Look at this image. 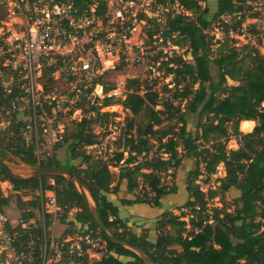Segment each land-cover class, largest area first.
Instances as JSON below:
<instances>
[{
  "label": "trees",
  "instance_id": "16d2710c",
  "mask_svg": "<svg viewBox=\"0 0 264 264\" xmlns=\"http://www.w3.org/2000/svg\"><path fill=\"white\" fill-rule=\"evenodd\" d=\"M170 1L177 2L186 13H168L163 34L180 37L191 57L187 61L175 55L162 63L173 86L166 85L159 91L147 81L127 78L124 99L118 102L128 112L105 157L92 155L85 147L99 143L93 129L96 121L100 118L107 122L117 114L100 112L92 106L83 110L94 111L95 116L73 120L69 131H65L60 145L67 144L65 163L54 157L40 164L65 166L78 175L108 231L142 249L152 264H264V54L251 42L240 47L234 46L235 40L229 37L213 42L209 33L211 24L219 20L225 36L229 30L240 34L245 17L264 20V13L254 10L247 14L253 10L250 0H216L211 14L206 6L208 0ZM223 15L233 16V23L223 22L220 19ZM246 31L264 40V33L260 35L262 31L255 29L254 24L248 25ZM174 43L179 44L178 39ZM214 43L218 45L212 49ZM211 65L216 68V75L211 73ZM162 91L170 94L164 96ZM111 103L112 98L106 97L102 105ZM185 111L197 114L193 132L188 129ZM243 120L255 121L251 132L239 131V122ZM230 138L236 140V149L226 148ZM155 144L159 147L153 150ZM0 156L37 164L32 145L16 134H0ZM183 158H193L195 162L185 182L188 198L183 204L191 214L188 219L191 230L179 216L164 210L156 220L154 241L144 231L132 232L108 195L117 194L124 181L126 192L134 197L121 199L122 205L143 203L161 208V200L177 191L176 184L167 183L165 176H173ZM73 160H79V164L71 163ZM219 164L225 175L217 179L219 185L215 189L203 191L195 181L205 175L204 182H208ZM112 168L118 169L117 176ZM48 178L54 179L61 203L80 209L75 222L90 231L99 229L83 196L65 177L14 179L0 167V182L8 181L12 191L34 192L40 186L49 187L45 183ZM229 190L238 192L232 203L208 207L210 199L218 194L222 198ZM10 195L13 194L5 195L0 186V206L10 203ZM17 203L20 204L18 200ZM106 243L114 256L103 264H144L133 251L107 240Z\"/></svg>",
  "mask_w": 264,
  "mask_h": 264
},
{
  "label": "built area",
  "instance_id": "2783aa9c",
  "mask_svg": "<svg viewBox=\"0 0 264 264\" xmlns=\"http://www.w3.org/2000/svg\"><path fill=\"white\" fill-rule=\"evenodd\" d=\"M170 12L186 13L170 0H0V134L32 145L41 165L57 157L67 123L94 113L84 105L127 113L118 102L125 82L118 92L107 86L106 73L135 68L148 57L144 26L152 24L149 35L158 34L155 40L165 46L174 36L163 34ZM168 55L159 49L152 59L162 67ZM106 97L112 103L103 106ZM118 135L90 146L110 152ZM45 183L49 187L34 192L7 187L13 198L0 206V264H103L114 256L99 229L75 222L80 209L58 200L54 179Z\"/></svg>",
  "mask_w": 264,
  "mask_h": 264
},
{
  "label": "rangeland",
  "instance_id": "374dc122",
  "mask_svg": "<svg viewBox=\"0 0 264 264\" xmlns=\"http://www.w3.org/2000/svg\"><path fill=\"white\" fill-rule=\"evenodd\" d=\"M215 4H216V0H208L206 2V6L209 10V14L213 13L215 11ZM249 5L253 6V10H249L247 11V14L252 13L254 10L260 11L261 13H264V0H250L249 1ZM208 16V15H207ZM220 19L225 22L228 23L229 25L231 23H233L234 19L233 16L231 15H223L220 17ZM237 19V18H236ZM160 21H164V19L159 20ZM250 24H254V28L257 30H261L262 32L260 33L263 34L264 33V20H262L261 18H252V17H245V19L243 20V22L241 23V33L240 34H236L232 31H228L227 36H225V32H224V26L221 23V21L217 20L214 21L211 24V29H210V35H213V42L216 40L222 41L225 37H229L235 41H233V45L236 47H240L241 45L247 43V42H251L253 44H255L257 46V48L259 49V51L264 54V40H260L261 38L258 37L256 34H251L249 32L246 31V28L248 25ZM155 27L152 24H149L147 27H143L141 34H140V38H142V40L145 42L144 46H143V55L147 54L148 57L145 58L141 64L137 67H133V68H119L117 67L114 71L110 70L108 73H106V81H107V86H111L113 85L114 88L116 89V91L120 92L121 90H118V88L120 87V82H125V79L127 77H138L139 79L143 80V81H147L150 84H153V88L161 91L163 90V88L167 85V87H172L173 83H172V78L169 75L165 74V70L164 67H159V64L156 60L152 59V57L154 55H156V53H158L159 49H163V52L166 51L167 53H169V55L175 56V55H181L184 59H186L187 61H191V57L189 55V53L186 52L187 50V46L183 44V42L180 40V37L176 36H172L171 39H169L168 43L165 46H161L159 41L155 40V37L158 36V34H153L152 36L149 35V32H154ZM151 37V38H150ZM178 39L179 44H175L174 41ZM259 41H261L259 43ZM259 43V44H258ZM217 43H214L212 49H214L215 47H217ZM165 57L164 59H168L170 56ZM163 59V60H164ZM210 71L213 75H216V68L211 65L210 67ZM228 83H232V81H228ZM196 87V86H195ZM163 95L166 96L168 94H170V92H166V91H162ZM99 102H101V100L98 99ZM184 105V101L181 103V106ZM88 105H84L83 109H87ZM110 110H115V107H111L108 108ZM84 113V112H83ZM96 113L94 112L93 116H95ZM87 115H89V113H87ZM80 115H76V118H79ZM125 117V114H123L122 112H120L119 110H117V115L114 116H110L108 118V121L106 122L105 120H101L100 118L96 121V123L93 125V129L95 131L96 134H98V139L99 142H101V145H104L106 142V139L108 138V134L110 135H115L118 134L121 131V127L123 125V119ZM96 118V117H94ZM185 118L187 119L188 122V129L191 130L192 132L195 131L196 129V124L198 122V118H197V114L196 113H191L188 111H185ZM79 120V119H77ZM249 124H251L249 122ZM72 125L70 123H67L65 125V130L70 129ZM255 126V125H254ZM239 131L243 132V133H247L244 132L243 130H247L250 127H247V125H245V123L239 122ZM252 131V130H251ZM250 131V132H251ZM114 132V133H113ZM100 144H98V146H88L85 147L86 150L91 153L92 155H96V156H102L105 157L108 152H104L103 147ZM113 147V144H112ZM112 147L110 149H112ZM159 147L158 144H155L153 146V150L157 149ZM238 147V144L236 142V140L234 138H230L227 142H226V148L229 149H236ZM59 152H57V158L60 160L61 163H65L66 158L68 157V153L66 151L67 148V144H65L64 146L62 145L61 147H59L58 149H61ZM183 153V151L181 150V154ZM8 163L12 166V171L14 174L16 175H20V176H26L27 175V171L24 169V166L21 165V163H19V161L17 160V158L9 156L7 158ZM71 163L73 164H79V160H73L71 161ZM181 166L184 167L183 170V175L180 178V182L185 183L186 179L189 176V173L193 170L194 166H195V162L193 160V158H183L181 164ZM202 166V164H201ZM177 170V169H176ZM176 170L173 174V176H169V174H167L165 176V181L169 184L171 183H175L176 182ZM171 173V172H169ZM225 175V171L224 168L222 166V164H219L217 166L216 172L214 174H212L210 176V179L208 182H204L206 176L202 175L200 176L195 183H198L200 185V188L207 192L208 189H215L218 185L219 182L217 181V179L219 177H223ZM4 185V183H3ZM2 185V187H3ZM186 187V183L184 184ZM6 193H10L8 190L6 191ZM174 194V193H173ZM238 195V192L235 190H229L227 192L224 193L223 197L220 198V195L218 194L217 196L213 197L212 199L209 200V206L210 207H222L227 206L228 204L232 203V200L234 199V197H236ZM172 195H167L164 197V199L169 200L171 198ZM10 198H13V195H10ZM228 211H231L232 208L230 206H228L227 208ZM126 259V258H124Z\"/></svg>",
  "mask_w": 264,
  "mask_h": 264
},
{
  "label": "crops",
  "instance_id": "0c3cea01",
  "mask_svg": "<svg viewBox=\"0 0 264 264\" xmlns=\"http://www.w3.org/2000/svg\"><path fill=\"white\" fill-rule=\"evenodd\" d=\"M244 122H250L251 123V128L247 131V130H243L244 132L249 133L254 125H255V121L253 120H243ZM240 121V125L241 122ZM61 149H58V152ZM64 150V149H63ZM65 151V150H64ZM113 172L115 173V175H118V169L117 168H112ZM183 170L184 167L183 166H179L178 169L176 170V187H177V191L174 194H170L172 195L169 200L166 199H162L161 200V208H156V207H152L149 206L147 204H143V203H137V204H131V205H122L120 203L121 199H133V194L131 193H127L126 192V184L125 182H121L120 186H119V191L117 194L114 193H110L108 195L109 200L113 201L114 204L118 205V209H119V217L122 218L128 228L132 231L135 232L137 234L142 233V231H144V233H146L148 235V239L151 241H154L157 235V230L156 228V220L157 218L160 216V214L164 211V210H170L173 214L177 215L180 217V219L184 220L187 224L188 223V219L191 217V214L188 213H184L182 215V211L181 209L184 208L183 204L185 203V201L188 198V195L185 191L186 187H185V183H181L180 182V178L183 175ZM117 182V178L114 182V184ZM4 183V185H3ZM3 185V187H2ZM0 186L2 187L4 194H7L6 191L8 190L10 192V190L7 187H10V183L8 181H3L0 182ZM182 215V216H181ZM186 224V225H187ZM190 225V224H189ZM172 234H175V232H171ZM176 247V249H179L178 246H174ZM120 259H123L122 257H120Z\"/></svg>",
  "mask_w": 264,
  "mask_h": 264
},
{
  "label": "water",
  "instance_id": "95a60500",
  "mask_svg": "<svg viewBox=\"0 0 264 264\" xmlns=\"http://www.w3.org/2000/svg\"><path fill=\"white\" fill-rule=\"evenodd\" d=\"M17 160L19 161V163H21L22 166H24V169L27 171L26 176H20L14 174L12 171V166L8 163L7 158H3L1 156H0V167L8 171L10 176L14 179H26L30 177L55 176V175H60L65 177L68 181L74 184L78 192L83 196L87 209L89 210L99 230L106 238V240L115 244H119L133 251L144 264H152L148 255L142 249L130 244L128 241L122 238L114 236L108 231L107 227L103 223L102 219L100 218L96 210L94 200L92 199L89 191L87 190L86 186L83 184L81 179L78 177V175H76L74 172H72L70 169H68L65 166H46V165H37V164L29 165L21 162L19 159Z\"/></svg>",
  "mask_w": 264,
  "mask_h": 264
},
{
  "label": "bare ground",
  "instance_id": "6f19581e",
  "mask_svg": "<svg viewBox=\"0 0 264 264\" xmlns=\"http://www.w3.org/2000/svg\"><path fill=\"white\" fill-rule=\"evenodd\" d=\"M245 125H247V127H250L251 124H249V122H248V123H245Z\"/></svg>",
  "mask_w": 264,
  "mask_h": 264
}]
</instances>
